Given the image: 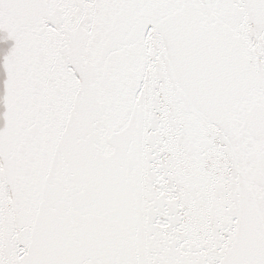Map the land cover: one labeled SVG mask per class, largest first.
I'll return each mask as SVG.
<instances>
[{
    "label": "snow or ice",
    "instance_id": "obj_1",
    "mask_svg": "<svg viewBox=\"0 0 264 264\" xmlns=\"http://www.w3.org/2000/svg\"><path fill=\"white\" fill-rule=\"evenodd\" d=\"M0 264H264V0H0Z\"/></svg>",
    "mask_w": 264,
    "mask_h": 264
}]
</instances>
